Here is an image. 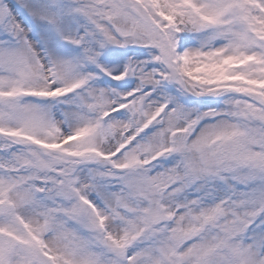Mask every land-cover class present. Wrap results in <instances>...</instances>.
<instances>
[{"label": "snow or ice", "instance_id": "obj_1", "mask_svg": "<svg viewBox=\"0 0 264 264\" xmlns=\"http://www.w3.org/2000/svg\"><path fill=\"white\" fill-rule=\"evenodd\" d=\"M0 264H264V0H0Z\"/></svg>", "mask_w": 264, "mask_h": 264}]
</instances>
